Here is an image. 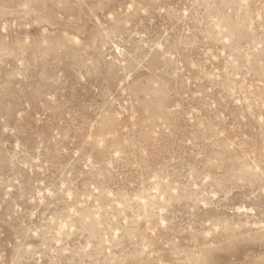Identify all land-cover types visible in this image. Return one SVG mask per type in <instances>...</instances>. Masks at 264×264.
<instances>
[{
    "label": "rangeland",
    "instance_id": "obj_1",
    "mask_svg": "<svg viewBox=\"0 0 264 264\" xmlns=\"http://www.w3.org/2000/svg\"><path fill=\"white\" fill-rule=\"evenodd\" d=\"M0 264H264V0H0Z\"/></svg>",
    "mask_w": 264,
    "mask_h": 264
}]
</instances>
